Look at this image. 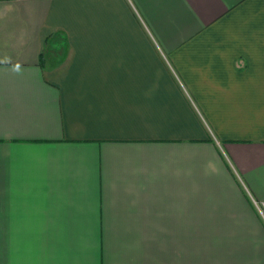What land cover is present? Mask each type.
<instances>
[{
    "label": "crops",
    "instance_id": "crops-1",
    "mask_svg": "<svg viewBox=\"0 0 264 264\" xmlns=\"http://www.w3.org/2000/svg\"><path fill=\"white\" fill-rule=\"evenodd\" d=\"M264 0H0V264H264Z\"/></svg>",
    "mask_w": 264,
    "mask_h": 264
},
{
    "label": "built area",
    "instance_id": "built-area-1",
    "mask_svg": "<svg viewBox=\"0 0 264 264\" xmlns=\"http://www.w3.org/2000/svg\"><path fill=\"white\" fill-rule=\"evenodd\" d=\"M262 207H264V204H262Z\"/></svg>",
    "mask_w": 264,
    "mask_h": 264
}]
</instances>
